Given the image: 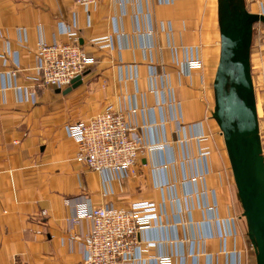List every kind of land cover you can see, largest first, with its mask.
<instances>
[{"label":"crops","instance_id":"obj_1","mask_svg":"<svg viewBox=\"0 0 264 264\" xmlns=\"http://www.w3.org/2000/svg\"><path fill=\"white\" fill-rule=\"evenodd\" d=\"M217 3L97 0L83 7L74 0H0V52L11 50L0 58V73L15 68L18 52L21 71L13 83L35 94V102L28 94L20 102L16 89H0V264H83L92 224L71 223L82 198L117 209L165 204L163 242L143 254L146 264L162 254L173 256V264H257L213 115ZM260 3L246 0L248 11L258 13ZM70 33L96 63L70 92L71 86L40 87L30 79L39 44L71 43ZM257 51L253 42L255 92L264 76V45ZM187 60H202L203 68L186 75ZM107 109L125 114L149 146L125 178L107 179L77 161L78 144L66 134L67 125Z\"/></svg>","mask_w":264,"mask_h":264},{"label":"built area","instance_id":"obj_2","mask_svg":"<svg viewBox=\"0 0 264 264\" xmlns=\"http://www.w3.org/2000/svg\"><path fill=\"white\" fill-rule=\"evenodd\" d=\"M96 1L74 0L75 4L83 7L91 6ZM175 1L177 0H160L165 5ZM260 8V14L264 15L263 3H260ZM22 34L24 42L25 29L19 30L20 40ZM69 38L72 42L68 44L56 41L52 44L44 41L39 44L36 66L32 69L35 74L30 79L40 87H68L74 80L82 79L86 70L96 63L93 57L88 56L77 45L75 34L70 33ZM10 54L11 50L7 48L0 52V58H6ZM14 56L15 68L0 73V89H16L19 101L23 102L28 99V92L21 87L16 88L13 83L21 71L18 52H14ZM202 68V60H187L183 63L186 75ZM29 95L35 102V94ZM177 125L179 132V121ZM66 133L78 144L77 161L86 164L105 178L129 176L137 164L139 155L149 148L143 134L130 127L126 115L112 109H107L88 121L68 125ZM152 149L155 148L152 146ZM163 186L171 192L174 189V186L169 184ZM173 198L171 195V199ZM76 201V214L71 223L78 225L83 220H89L92 224L90 233L85 236L83 264H146L143 254L163 242L161 235L163 229L167 228L163 223V216L166 215L164 203L158 205L141 201L133 203L128 209H117L113 206H93L83 198ZM66 204L71 203L67 200ZM43 215L46 216L47 213L43 212ZM154 233H158L156 236L160 238L155 237ZM179 254L182 255L181 248ZM173 261V256L162 254L153 257L150 263L173 264Z\"/></svg>","mask_w":264,"mask_h":264},{"label":"water","instance_id":"obj_3","mask_svg":"<svg viewBox=\"0 0 264 264\" xmlns=\"http://www.w3.org/2000/svg\"><path fill=\"white\" fill-rule=\"evenodd\" d=\"M220 62L214 81V119L224 137L257 264H264V151L251 68L254 27L264 15L246 0H218ZM82 83L78 78L67 92Z\"/></svg>","mask_w":264,"mask_h":264},{"label":"rangeland","instance_id":"obj_4","mask_svg":"<svg viewBox=\"0 0 264 264\" xmlns=\"http://www.w3.org/2000/svg\"><path fill=\"white\" fill-rule=\"evenodd\" d=\"M218 4V3H217ZM216 4H214V6H215ZM251 10H254L253 8H251ZM216 11V10H215ZM254 13V12H253ZM261 13V9L260 10H258V13H254V14H260ZM217 26H218V24H217ZM253 42H254V45L256 46V49H258V53L260 52L259 50H260V48H261V46H263L264 45V24H262V23H258V24H256L255 25V27H254V38H253ZM77 45H78V43H77ZM79 46V45H78ZM80 47V46H79ZM81 48V47H80ZM264 52V51H263ZM90 68V67H89ZM88 68V69H89ZM87 69V70H88ZM87 70H86V72H87ZM86 72H85V74H84V76H83V78L85 77V75H86ZM258 76H261V74H259V73H256L255 74V77L257 78ZM83 78H82V80H83ZM258 83H257V91H256V93H257V96H256V98H257V100H259V101H257V102H259L258 103V113H259V122H260V133H261V138H262V142H263V149H264V103H263V96H264V76L260 79L259 78V80L257 81ZM72 85V84H71ZM70 85V86H71ZM55 88V87H54ZM66 88V87H65ZM56 89H58V88H56ZM64 89V88H63ZM59 90H62V89H59ZM259 97V98H258ZM81 122H85V121H81ZM68 126V125H67ZM66 126V127H67ZM67 134V133H66ZM67 137H68V135H67ZM69 138V137H68ZM69 139H71V138H69ZM71 140H73V139H71ZM74 141V140H73ZM78 152V151H77ZM76 157H77V154H76ZM86 165V164H85ZM87 166V165H86ZM88 167V166H87ZM89 168V167H88ZM90 169V168H89ZM93 171V170H92ZM96 172V171H95ZM98 173V172H97ZM100 174V173H99ZM69 200V199H68ZM67 201V200H66ZM66 201H65V203H66ZM246 230H247V228H246ZM246 233L248 234V231H246ZM247 240H248V243H249V245H250V247H252L251 246V242H250V240H249V238H248V236H247Z\"/></svg>","mask_w":264,"mask_h":264}]
</instances>
